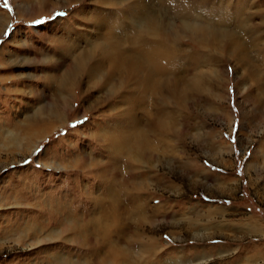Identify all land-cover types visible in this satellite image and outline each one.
I'll use <instances>...</instances> for the list:
<instances>
[{"label":"rangeland","instance_id":"1","mask_svg":"<svg viewBox=\"0 0 264 264\" xmlns=\"http://www.w3.org/2000/svg\"><path fill=\"white\" fill-rule=\"evenodd\" d=\"M42 1L7 0L5 6L0 0V129L5 132L19 130L15 124L66 95L61 83L67 71L74 68L77 76L86 75L88 66L82 70L79 61L97 43L93 20L102 19L109 26L104 14L133 10L136 1L142 12L154 17L152 27L209 21L248 50L230 53L220 43L201 47L184 33L182 43L172 44L185 51L175 60L176 66L185 68L180 75L185 80L179 84L187 95L183 107L166 90L154 96L157 105L144 100L139 80L132 82L135 77L128 73L111 77L109 83L115 86L101 91L94 89L97 81L82 76L79 87L70 91L73 99L62 116L52 118L46 109L43 118L53 126L31 152L0 150V264H33L52 251L80 255L76 241L61 237L37 245H30L26 237L17 242L11 226H23L34 215L48 219V210L55 211L58 205L67 206L72 215L74 204L81 201L84 205L76 213L89 217L98 210L83 201L92 200L94 205L97 194L116 185L114 179L130 189L136 182L137 203L141 209L147 201L152 207L149 214L139 212L140 236L146 231L158 252L148 257L137 248L142 261L264 264V90L259 86L264 78V0H110L111 6L98 0ZM165 1L180 4L181 11L172 12L174 6H164ZM177 34L183 36L180 29ZM200 73L202 90H193L189 84L196 83ZM125 77L130 88L124 85ZM129 97L143 99L140 110L123 100ZM162 107L175 124L167 135L160 128L150 129L145 121L158 117ZM128 109L142 119L139 127L153 141L151 160H131L127 154L114 162L107 158L108 135L126 125L122 118H128ZM167 143L169 148L162 146ZM101 166L105 173H100ZM65 193L68 197L60 199Z\"/></svg>","mask_w":264,"mask_h":264},{"label":"bare ground","instance_id":"2","mask_svg":"<svg viewBox=\"0 0 264 264\" xmlns=\"http://www.w3.org/2000/svg\"><path fill=\"white\" fill-rule=\"evenodd\" d=\"M23 1L26 4L30 3V0ZM79 1L80 0H74V2ZM41 2L43 1L41 0ZM98 3L109 6L112 5L110 0H98ZM166 5L174 6L172 12H176L178 10L181 11L182 8L180 4H171L170 1H165L164 6ZM142 8L143 6L140 4V1H136L133 10L121 13H115L113 11L111 15L107 13L104 14L110 23L109 26H104L102 19H94L93 24L96 25V27H94V34L97 43L90 48L91 53L79 61V65L82 70L85 71L88 66L85 71L86 75L77 76V72L74 68L69 69L67 71L66 78L61 83L64 88L63 92L66 93V95H59L55 104L52 105L53 107L50 106L49 108L40 109L37 113L25 117L21 122L15 124L17 126L16 128L19 130L5 132L0 129V150L8 151L15 149L22 152H31L37 145V141L41 139L42 136L49 133V130H51L53 126L50 125L53 123L48 122L47 124L46 119L43 118L46 109L51 113V115H53L52 118H57L60 115L62 116V112L69 107L70 100L73 99V97H71L72 95H70V91H73L72 89L74 87H79L78 84L82 82V76H86L85 78H87V81H97H93V83H96V85L93 84L94 89H102L104 87L107 89L108 85H113L112 83H109V79L111 77L114 78L115 75L122 77L125 76L122 74L128 73L127 76L130 78H133V76L135 77V79H130L132 82L134 81L137 83L135 80H139L138 82L140 84L137 86L138 88L140 87L139 89L142 90V93L146 97L144 100H151V102L155 105L156 99L154 96L160 91L161 93L166 94L164 92L166 90L174 95L177 99V104L180 107H183L184 99L187 95L183 92V90H181V87L179 88V84L181 81L185 80V78H180V75H183L185 68L183 64L176 66L175 60L178 55L180 57L183 56L185 51L183 48L172 46V44L176 41H180L182 43V40L187 38L186 34L189 35L190 39L194 41V43L196 41L201 47L202 45L203 47H206L210 44L218 47V44L220 43L221 46L223 45L222 47H225L224 49L230 53H236L238 51L242 53V51L245 52L248 50L243 47L241 48L240 45V47H238L236 39L231 36V34H228L229 32L215 27L216 24L209 21H196V23L189 27L185 21H182L181 24L177 21L175 24L176 26L174 25L175 27L169 25L167 28L157 29L152 27L155 26V22H153L154 17L144 11L142 12ZM99 13V15L103 14L102 11ZM179 14L183 15L181 12H179ZM178 29L181 30V34H183L182 37L178 36ZM184 33L186 34L184 35ZM99 60H102V63H100ZM171 75L172 77H170ZM198 75H201L199 80L196 78L197 82L193 83V81H190V83L192 82L193 84L189 85L191 89L200 91L203 86L202 81H204V79L201 73ZM128 79L129 78L125 77L124 85L128 84ZM137 86L135 89H137ZM259 86L261 91H263L264 78ZM117 87H115V89ZM110 91L111 90H109V93ZM138 93L141 95V92ZM149 96H152L153 99H150ZM164 97L166 96L164 95ZM140 98L136 99L135 97H129L124 98L123 100H125L127 104H130L132 109L134 108L138 111L140 103H142L143 100ZM81 102V108L84 109L85 106H83V101L81 100ZM91 103L92 102H90V105ZM163 107L159 111L162 116L159 115L160 113L156 112L158 117L156 116V118L154 117L153 119L145 121L149 124L148 126L150 129L152 127V130L156 131V129L160 128L163 131V134L167 135V132H169V130L171 131L175 124L170 123L169 118H171V116L169 117L168 110ZM85 110L87 111L88 109L86 108ZM125 116L128 118H122V120L126 123V125H124V127L119 126L120 128H117L114 134L110 131L112 135H108L107 140H109L108 145L110 146V152L107 158L114 162V159H118V157H123L127 154L131 160H134V158H143L147 160L153 159V141L149 138V135L146 134L143 128H140L141 126L139 127L140 120L142 119L136 118V112L134 115L129 111L125 114ZM113 124L116 126L117 122L115 123L114 121ZM162 146L169 148L168 143L163 144ZM121 159L123 161V158ZM77 162L79 163V161ZM83 165L88 166L86 163ZM121 168L123 169V166ZM121 168L119 169L121 170ZM102 171L104 172V168L101 166L100 173H102ZM106 173H109V171L106 170ZM122 176H124V174ZM114 180L111 182H116V185L114 183V185L111 186L110 182H108L110 185L108 184L109 186L106 187L105 192L102 195L97 194L94 200L95 206L91 203L92 200L83 201L87 204L86 207H89L90 205L95 207L96 211L98 210V212L92 213L89 217L88 215H84L81 217L83 220H80L81 215L78 216L79 213H76V210L83 207L84 204L82 201L76 202L73 199H70L72 203L76 202L74 204L75 206L72 215L70 212L71 209L66 210V208H68L67 206L65 208V205H58L55 211V208L48 210V212H50V218L48 219H43V216L42 218L34 215V217L29 216L23 226H21L22 223H17L18 225L15 224L11 226L13 233L17 234V237L15 236L17 242H21L26 237L28 238L30 245H37L39 242L43 241V239L52 240L61 237L68 242L76 241L77 245L81 247L82 250H79L80 255L77 257L70 255L71 253L69 251L65 254L52 251L48 257L45 256L40 260V262H34L33 264H150L149 260L142 261V257L139 256V253H136V249L141 248L144 253L143 256L148 257L149 255H154L158 252L155 240L150 238L145 230H143L145 231L143 236H140V228L143 227V221L138 218L139 212L142 210L145 214H149L152 211V207L150 208L148 201L142 205V209L137 203V195L139 194L137 189L139 188L136 185V182L134 185L136 188L132 187L130 189L127 185V187L123 186L124 181L121 185L119 184L120 180ZM133 184L134 183H132L131 186ZM118 185L122 187L117 189ZM125 187L127 193H124ZM125 196H128V198L125 199ZM67 197L68 195L65 193L60 196V199H66ZM59 207H62V213L59 211ZM85 214H87V212ZM40 215H42V213ZM56 219H58L57 222L55 221ZM192 225L193 224H189V228ZM192 227L194 228L195 226ZM142 239H144V242H141ZM67 246L69 247V244L66 245V249H68Z\"/></svg>","mask_w":264,"mask_h":264},{"label":"snow or ice","instance_id":"3","mask_svg":"<svg viewBox=\"0 0 264 264\" xmlns=\"http://www.w3.org/2000/svg\"><path fill=\"white\" fill-rule=\"evenodd\" d=\"M5 6H7V0H5ZM60 15V14H58ZM37 23H41V21H37ZM229 71H231V69H229Z\"/></svg>","mask_w":264,"mask_h":264}]
</instances>
